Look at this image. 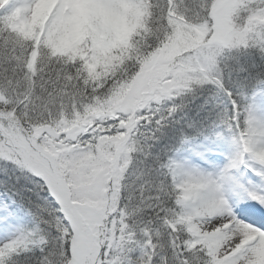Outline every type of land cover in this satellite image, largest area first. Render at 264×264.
I'll list each match as a JSON object with an SVG mask.
<instances>
[{
  "label": "snow or ice",
  "instance_id": "snow-or-ice-1",
  "mask_svg": "<svg viewBox=\"0 0 264 264\" xmlns=\"http://www.w3.org/2000/svg\"><path fill=\"white\" fill-rule=\"evenodd\" d=\"M0 264H264V0H0Z\"/></svg>",
  "mask_w": 264,
  "mask_h": 264
}]
</instances>
